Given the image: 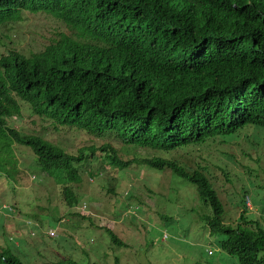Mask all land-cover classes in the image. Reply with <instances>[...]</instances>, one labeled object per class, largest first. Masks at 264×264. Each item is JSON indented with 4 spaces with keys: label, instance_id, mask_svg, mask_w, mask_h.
Instances as JSON below:
<instances>
[{
    "label": "trees",
    "instance_id": "obj_1",
    "mask_svg": "<svg viewBox=\"0 0 264 264\" xmlns=\"http://www.w3.org/2000/svg\"><path fill=\"white\" fill-rule=\"evenodd\" d=\"M24 13H45L64 28L36 51H0V171L18 173L14 147L23 146L40 173L53 175L59 204L74 215L70 210L85 196L78 190L84 176L107 177L109 166L119 172L134 164L156 174L170 170L193 185L208 232L223 237L221 260L264 264V226L245 206L235 225L225 223L203 169L189 170L170 155L238 138L248 128L264 130V0H0V27ZM21 104L33 123L158 154L125 158L109 140L69 153L12 125ZM104 231L126 246L112 229ZM0 264L24 262L7 246ZM36 264H88V258L70 253Z\"/></svg>",
    "mask_w": 264,
    "mask_h": 264
},
{
    "label": "rangeland",
    "instance_id": "obj_2",
    "mask_svg": "<svg viewBox=\"0 0 264 264\" xmlns=\"http://www.w3.org/2000/svg\"><path fill=\"white\" fill-rule=\"evenodd\" d=\"M60 28L63 24L50 15L24 13L17 22L0 27V51H36ZM21 107V116L10 120L20 133H38L69 153L109 140L125 158L158 154L150 148L123 146L112 138L33 123L26 106ZM14 153L18 173L0 171V248L10 247L24 264L70 253L88 258V264H221L223 259L228 263L217 251L223 237L210 234L202 219L206 209L195 188L170 170L156 174L134 164L119 172L109 166L108 176L100 179L84 176L78 190L85 196L70 215L57 200L53 175L41 174L23 146H15ZM170 155L189 170L203 169L223 204L225 223L235 225L245 206L264 226L263 129L248 128L238 138L215 139ZM126 192L135 196L128 198ZM80 213L88 219L75 216ZM104 228L112 229L126 246L117 247Z\"/></svg>",
    "mask_w": 264,
    "mask_h": 264
},
{
    "label": "clouds",
    "instance_id": "obj_3",
    "mask_svg": "<svg viewBox=\"0 0 264 264\" xmlns=\"http://www.w3.org/2000/svg\"><path fill=\"white\" fill-rule=\"evenodd\" d=\"M126 194H127V192H126ZM84 206H85V204H84Z\"/></svg>",
    "mask_w": 264,
    "mask_h": 264
}]
</instances>
